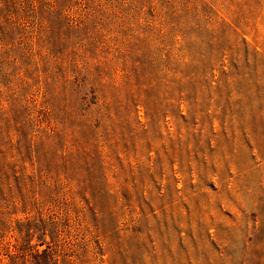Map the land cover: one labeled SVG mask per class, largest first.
<instances>
[{
	"label": "rangeland",
	"instance_id": "rangeland-1",
	"mask_svg": "<svg viewBox=\"0 0 264 264\" xmlns=\"http://www.w3.org/2000/svg\"><path fill=\"white\" fill-rule=\"evenodd\" d=\"M0 264H264V0H0Z\"/></svg>",
	"mask_w": 264,
	"mask_h": 264
}]
</instances>
